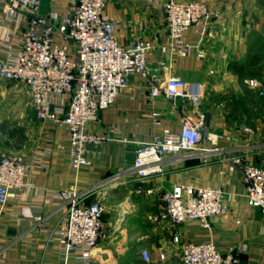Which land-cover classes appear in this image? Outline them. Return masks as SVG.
Here are the masks:
<instances>
[{
	"label": "crops",
	"instance_id": "crops-1",
	"mask_svg": "<svg viewBox=\"0 0 264 264\" xmlns=\"http://www.w3.org/2000/svg\"><path fill=\"white\" fill-rule=\"evenodd\" d=\"M166 1L109 0L104 13L117 21L115 34L122 46L134 39L150 41L149 62L165 59L167 66L159 72L185 78L200 93L201 105L152 97L151 81L132 73L114 103L87 126L106 136L87 144V164L71 166L67 126L40 121L28 87L0 77V157L20 155L28 166L26 187L0 210V264H83L79 251L62 244L58 224L66 208L52 194L99 184L104 191L103 220L112 231L93 249L90 264H144L143 250L151 254L152 264H176L181 250L176 236L212 242L223 252L233 248L240 264H264V213L249 205L242 172L230 158L246 153L251 162L264 165V120L254 119L259 109L247 94L256 91L243 85L240 71L232 67L242 65L246 71L247 60L264 52V0H203L214 13L209 21L212 30L206 34L196 25L188 29L186 55L172 46L163 9ZM42 2L48 12L55 0ZM57 2L61 15H66L69 0ZM18 18L9 19L0 10L1 59L21 47L18 36L25 25ZM55 44L74 50L60 33ZM200 113L206 118L204 134H218V143L204 139L190 154L168 155L164 173L143 184L145 190L156 192H138V182L128 171L137 147L156 134L179 132L186 114L197 119ZM245 127L253 128V133ZM175 184L222 187L227 213L211 217L208 225L199 218L182 224L154 219L163 209L162 192ZM38 216L43 217L41 222Z\"/></svg>",
	"mask_w": 264,
	"mask_h": 264
},
{
	"label": "built area",
	"instance_id": "built-area-1",
	"mask_svg": "<svg viewBox=\"0 0 264 264\" xmlns=\"http://www.w3.org/2000/svg\"><path fill=\"white\" fill-rule=\"evenodd\" d=\"M57 1L45 12L42 0H0V10L5 16L14 19L18 15V23L25 25L18 36L20 49L6 59L0 58V77L28 87L40 121L67 126L71 135V166L78 168L89 163L87 144L106 139L104 134L87 130V126L114 103L132 73L151 81L152 97L164 95L173 103L181 100L201 105L200 93L185 78L171 73L163 76L159 72L167 66L165 59L154 65L149 62L148 53L153 49L150 41L134 39L127 47L119 43L115 34L118 23L104 13L109 0H69L66 15L59 12ZM163 9L172 46L180 55L189 52L184 39L188 29L196 25L206 34L212 30L209 21L214 13L203 0H167ZM57 33L74 45L72 52L55 44ZM250 85L257 87L259 83L252 79ZM60 96L64 99L58 103L56 98ZM205 121L203 113L197 119L186 114L179 132L156 134L150 142L137 147L128 171L138 182V192L145 190V182L164 173L168 155L183 151L190 154L188 151L198 148L204 139L213 145L218 143V134H204ZM244 129L253 133L251 127ZM230 158L242 172L249 205L264 213V165L251 162L246 153ZM27 176L28 166L22 156L0 157V210L19 196L27 185ZM98 186L83 190L71 186L52 194L62 199L66 208L58 224L62 244L79 251L83 264H90L93 249L108 234L103 220L104 191ZM145 191L153 194L156 189ZM95 193L98 196L91 200ZM161 200L163 209L154 219L175 224L199 218L208 225L211 217L228 211L222 187L175 184L162 192ZM36 219L41 222L43 217ZM175 241L181 245L176 264H240L238 251L233 248L223 252L212 242L184 241L179 236ZM142 257L144 264L154 261L147 250L142 251Z\"/></svg>",
	"mask_w": 264,
	"mask_h": 264
},
{
	"label": "rangeland",
	"instance_id": "rangeland-1",
	"mask_svg": "<svg viewBox=\"0 0 264 264\" xmlns=\"http://www.w3.org/2000/svg\"><path fill=\"white\" fill-rule=\"evenodd\" d=\"M166 3V2H165ZM164 3V5H165ZM163 5V8H164ZM264 52L262 51V54L260 51H257L255 54L256 56L253 55V58L250 60H247V66H246V71L245 75H243V85H248L252 89H254L256 92H248L247 94H250V100L254 102L256 105L258 111H255L253 114L254 119L257 120V118L263 119L264 120V93L262 92L263 86H264ZM250 59V58H248ZM255 79L258 81L259 86L253 87L250 85V80ZM29 90V89H28ZM30 93V92H29ZM261 107H263L261 109ZM263 142V141H262ZM2 156H11V154H3ZM1 156V157H2ZM20 156V155H18ZM111 227L109 226L107 228V237L109 236Z\"/></svg>",
	"mask_w": 264,
	"mask_h": 264
},
{
	"label": "trees",
	"instance_id": "trees-1",
	"mask_svg": "<svg viewBox=\"0 0 264 264\" xmlns=\"http://www.w3.org/2000/svg\"><path fill=\"white\" fill-rule=\"evenodd\" d=\"M233 68H235L237 71H240L241 75L243 76L245 68L244 66H238V65H232Z\"/></svg>",
	"mask_w": 264,
	"mask_h": 264
}]
</instances>
